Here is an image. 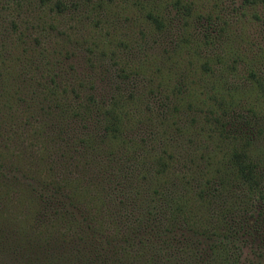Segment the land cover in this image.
I'll list each match as a JSON object with an SVG mask.
<instances>
[{"label": "trees", "instance_id": "obj_1", "mask_svg": "<svg viewBox=\"0 0 264 264\" xmlns=\"http://www.w3.org/2000/svg\"><path fill=\"white\" fill-rule=\"evenodd\" d=\"M240 259L264 264V0H0V264Z\"/></svg>", "mask_w": 264, "mask_h": 264}, {"label": "rangeland", "instance_id": "obj_2", "mask_svg": "<svg viewBox=\"0 0 264 264\" xmlns=\"http://www.w3.org/2000/svg\"><path fill=\"white\" fill-rule=\"evenodd\" d=\"M139 260H140V259H139ZM139 260H135V261H133L132 264H140V261H139ZM68 261H69V260H68ZM128 261L130 262L131 259L128 260ZM75 263H76V264H79V262H74L73 264H75ZM83 263H85V261H83ZM2 264H20V263H15V262H12V260H7L6 262H2ZM27 264H29V263H27ZM30 264H37V261H36V263H30ZM38 264H48V263L45 262V260H39V261H38ZM95 264H99V262L96 261ZM236 264H246V263L243 262L242 259H240L239 262L236 263Z\"/></svg>", "mask_w": 264, "mask_h": 264}]
</instances>
